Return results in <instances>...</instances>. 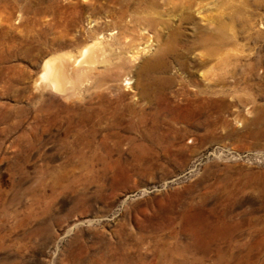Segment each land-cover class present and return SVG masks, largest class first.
Segmentation results:
<instances>
[{
	"label": "rangeland",
	"instance_id": "obj_1",
	"mask_svg": "<svg viewBox=\"0 0 264 264\" xmlns=\"http://www.w3.org/2000/svg\"><path fill=\"white\" fill-rule=\"evenodd\" d=\"M159 1L133 11L145 25L124 0H0V264H264V85L244 87L248 64L212 84L202 48L144 70L157 19L181 15ZM194 2L181 30L217 24L224 52L264 59V0ZM94 41L111 65L67 96L36 84Z\"/></svg>",
	"mask_w": 264,
	"mask_h": 264
},
{
	"label": "bare ground",
	"instance_id": "obj_2",
	"mask_svg": "<svg viewBox=\"0 0 264 264\" xmlns=\"http://www.w3.org/2000/svg\"><path fill=\"white\" fill-rule=\"evenodd\" d=\"M162 1L164 2L163 4L166 5L168 10H178V12H181V15L177 18V22L174 23H171L168 20H164L163 18V20L159 21L157 19V22L160 23V25H162L165 29H167L165 43L163 47H159L157 49V56L155 58L144 60V64L142 66L144 70L149 73V71H153L156 66L157 68L159 67V69H166L168 67L166 57L170 55L175 56L176 60L181 65V68L187 69V66H190V59H192L188 54L190 52H193L196 48H202L203 51H201L196 59L194 58L193 60L198 68H207V66H209V73L206 74L205 77L209 82H212V84H219L221 82H224L225 75L228 74L226 73V71H231V74H235L237 71H239V69L242 70L244 65L248 64L252 72L249 77L245 76L244 78H242L244 87L248 88V86L251 85V83H249L250 81H252V84L255 85H264V74L256 73L257 68L259 66H263L262 64H264L262 54H256L251 58H248V62L245 61L243 63V61L241 60L242 57L236 56V54L234 55L224 52L226 46L234 44V41L221 26H218L216 24V26L213 27H199L196 26L194 22H192V32H185L180 29L182 23H188L193 18L192 14L190 13V9L195 3L194 0ZM160 3L161 2L159 0H124L121 10V18L127 16V19L130 22L147 25L151 22V19H148L144 16L136 17L135 15H133V11L135 12V10H137L138 8L142 9L143 11H147L148 6H157ZM131 8L133 9L131 10ZM161 10L163 11L164 9ZM189 35L192 36V39H189ZM185 42H189L190 44L185 45ZM100 44L102 43L99 41H94L91 44L85 45L83 48H81L80 52L77 55L67 53L45 59L42 65V71L40 72L39 78L36 80V84L43 88H49L50 90L62 95H70L73 91L76 90V88L80 87V85L82 84V77L87 76L88 72L94 70V68L99 65L107 67L111 63V56L113 53L111 51L107 52V49ZM149 50L150 48L147 46L142 47L139 52L134 51L136 52L135 56H139L138 53L142 54L149 52ZM223 53L225 54V56H223ZM231 63L232 67L225 70V68L228 67ZM172 80L173 78L171 76L165 77L166 83H170ZM197 84L202 85L201 82ZM165 85L166 84H161L159 86L157 85V90L160 94L164 93L163 87ZM207 88L208 85H204V87L198 90L196 101L203 102L206 100L204 97L199 96L198 94L206 93ZM141 93H143V95L147 93L146 89H143ZM159 93H157V95H160ZM140 120H142V118ZM126 259H128L126 258V256H122L119 261L125 262Z\"/></svg>",
	"mask_w": 264,
	"mask_h": 264
}]
</instances>
